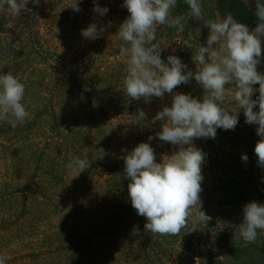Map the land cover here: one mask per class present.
<instances>
[{
    "label": "trees",
    "instance_id": "1",
    "mask_svg": "<svg viewBox=\"0 0 264 264\" xmlns=\"http://www.w3.org/2000/svg\"><path fill=\"white\" fill-rule=\"evenodd\" d=\"M79 2L82 0L77 1V12L64 0H29L26 9L12 14L5 0H0V74L11 71L19 77L25 85L21 103L30 113L15 129L0 120V163L22 175L23 183L29 179L21 192L17 188L21 180L5 171V188L9 181L16 187L0 196V213L7 214L0 220V256L6 258L5 264H120L131 250L143 251L151 239L144 229L146 219L131 206L123 158L142 142L150 143L156 155L172 146L156 136L161 123L152 122L154 110L162 109L168 101L167 93L162 99L151 98L150 103L125 94L128 57L107 62L103 51L110 43L82 36L81 31L88 27L84 14L94 6L89 0ZM201 3V20L192 19L188 5L178 0L171 15H185L183 27L155 25L153 43L159 45L165 62L168 52L182 61L192 58L197 45L209 35L204 21L222 20L229 12L238 20L248 11L244 0ZM123 4L124 0L113 14L111 9L107 13L114 17V39L122 41L119 45L125 44L118 35L119 27L129 16ZM245 24L250 29L256 27ZM198 25L202 27L199 32ZM138 109L146 113L145 121L135 117ZM239 120L230 130V140L256 145L258 126L245 123V118ZM149 136L155 138L149 141ZM252 152L247 154L250 169L242 177L230 160L220 162L219 182L237 185L245 181L257 189L256 177L262 168L255 167L258 158ZM77 157L89 164L81 174L67 166ZM31 191L34 195L30 197ZM16 194H23L20 205ZM236 195L231 192L232 197ZM16 205L14 216H8ZM14 238L30 242L29 250H23V244L16 250Z\"/></svg>",
    "mask_w": 264,
    "mask_h": 264
},
{
    "label": "clouds",
    "instance_id": "2",
    "mask_svg": "<svg viewBox=\"0 0 264 264\" xmlns=\"http://www.w3.org/2000/svg\"><path fill=\"white\" fill-rule=\"evenodd\" d=\"M93 2L95 13L100 16L108 13L107 7L101 8L97 0ZM5 3L10 13L19 14L27 8L29 0H5ZM177 3L178 0H124L123 7L129 16L118 31L125 42L121 46V54L128 57L127 75L123 79L125 94L132 100L143 99L146 103H150L153 97L162 99L166 93L172 96L171 106H164L152 122H161V130L156 134L159 140L170 143L174 149L178 147V150L170 155L163 154L161 162H156L155 149L150 143L142 142L123 158L124 172L130 179L128 193L131 206L146 219L144 229L172 236L179 235L187 227V221L194 213L200 223L211 219L201 210L205 154L195 145L196 139H215L217 129L234 130L243 110L245 123L258 126L256 134L260 139L254 151L258 166L264 168V73L257 71L264 58V40L261 39L264 37V0H255L254 14L258 22L254 29L239 22L231 12L222 20L203 22L209 29V35L207 46L200 44L192 56L195 71L190 70L176 55H169L165 62L159 45L153 43L156 40V24L169 28L183 27L187 17L171 15ZM184 3L188 5L192 19H202L201 0H184ZM71 8L80 11L78 3ZM81 34L89 40L98 38L97 24H89ZM193 79L203 89L202 99L174 91ZM233 80L237 85L233 94L236 103L228 106L225 101L229 90L225 85ZM257 84L258 89L254 88ZM85 90L91 89L86 87ZM257 91L259 95L253 99ZM24 95L25 85L18 76L11 71L0 74V120L6 121L13 129L30 116L21 103ZM257 106L259 110L254 111ZM135 117L140 121L147 119L146 113L140 109ZM61 130L66 132L64 128ZM154 138L149 136L148 140ZM241 159L247 162L248 156L242 155ZM67 166L74 171L79 170L81 174L89 164L77 157ZM242 211V222L231 227L234 239L242 240L246 247L256 241L258 229L264 230V204L252 201ZM225 258L220 256L218 261ZM5 259L0 256V264H5ZM195 260L196 264H200L199 257Z\"/></svg>",
    "mask_w": 264,
    "mask_h": 264
},
{
    "label": "rangeland",
    "instance_id": "3",
    "mask_svg": "<svg viewBox=\"0 0 264 264\" xmlns=\"http://www.w3.org/2000/svg\"><path fill=\"white\" fill-rule=\"evenodd\" d=\"M80 0H64L65 5L73 6ZM88 0H82L86 2ZM90 5L94 6L93 0H89ZM244 6L247 8V15L240 16L238 21L241 23H254L257 25L258 18L255 16V0H244ZM82 2H79L81 4ZM101 8L107 7L111 9L113 14V9L122 3V0H97ZM84 4V3H83ZM85 8V5H83ZM69 9H72V8ZM93 9V7H92ZM92 9L85 12V20H88L86 23H96L98 26V37L105 39L106 42L110 43L106 50L103 51V57L107 62L113 63L116 61V58H123L125 55L121 54L120 48L123 44L119 45V42L122 41L117 37L115 40V20L111 14H106L105 16H100L98 13H95ZM92 10V11H91ZM203 17V15H202ZM76 23V20H73ZM202 27L197 26V31H201ZM181 29H179V33ZM115 38V39H114ZM120 40V41H119ZM119 41V42H118ZM207 41V40H206ZM206 41H202L199 45L207 46ZM116 42L118 44L116 45ZM196 50L198 49V46ZM264 44H262V49ZM169 51L174 50L173 47H169ZM219 51V49H218ZM170 53H167V56ZM262 57H264V52L262 51ZM183 62L188 65V68L192 71H195L196 65L192 62V58L189 61L183 60ZM257 71L264 73V58L261 59V63L257 67ZM192 82V83H191ZM189 84H183L174 89L175 92H181L184 94H190L195 98L201 97V91L203 90L193 79ZM225 88L228 89L226 96V104L228 106L234 105L236 102L233 98L234 92L237 90L236 82L233 80L231 83L225 85ZM254 88L258 89L259 85H254ZM190 89V90H189ZM258 91L254 93L253 99L258 97ZM168 101L164 106H168L172 102L171 94L165 96ZM163 109V108H162ZM162 109L154 110L156 115ZM258 106L254 109L256 111ZM239 117L241 119L245 118L243 110L240 111ZM246 119V118H245ZM113 125L117 126L118 123L116 120L111 121ZM159 123H161L159 121ZM240 124V120H239ZM125 125V124H124ZM221 130V132H220ZM229 131V133H228ZM230 130L217 129V135L215 139L210 138H199L194 141L195 145L203 151L205 154V160L202 165V189L200 193V198L202 202V211L206 213L211 219L209 222L205 221L203 223L198 222L197 215L194 213L187 221V227L183 228L179 235H160L154 234L149 231L151 239L143 251H134L131 250V253L127 254L120 260V264H196L195 258H200V264H264V230H257L258 237L254 243L248 244L246 247L243 246L242 240L234 239V230L231 227L233 224H239L243 220V207L252 201H256L260 204H264V168L260 170V176L257 178V189L252 187L250 183L245 181L239 182L237 185H225L219 182V179L222 178L220 172V162H225L230 160L233 167H239L236 172L239 173L240 177L244 176V173L248 171L246 163L242 161V155H247L248 153L254 151L255 143H243V145H238L230 140L231 138ZM174 150H178V147L174 149L173 146L166 148L163 154H171ZM254 153V152H252ZM162 155H156L157 161L161 162L160 157ZM239 165V166H238ZM255 167L258 166V161L255 163ZM9 171L10 176H14L17 179L21 180V185L17 188L22 189L24 185L29 182V179H26L23 183L22 175L13 173L11 167L7 166V163H0V196L2 193L9 192L10 190L16 188L12 181H9L8 184H3L4 176L6 172ZM31 178V176H27ZM231 192H236V197L231 196ZM23 194L14 195L15 201L20 205L24 201ZM34 192L31 191L29 196H33ZM199 206L197 205V208ZM13 209V212L8 214V216H14V212L17 209ZM4 217L7 218V214L3 213ZM2 213H0V220L3 219ZM193 229L195 231L191 232ZM3 235L5 231L1 232ZM157 239V243L156 242ZM16 241L15 245L16 250L22 249L28 251V246L30 247V242H19L18 239L14 238ZM54 247H58V244H55ZM44 248V247H41ZM226 256L225 259L218 261V257ZM45 259H49L48 256Z\"/></svg>",
    "mask_w": 264,
    "mask_h": 264
}]
</instances>
